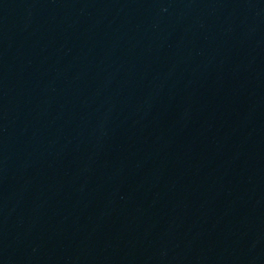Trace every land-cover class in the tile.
Here are the masks:
<instances>
[{"label":"water","instance_id":"obj_1","mask_svg":"<svg viewBox=\"0 0 264 264\" xmlns=\"http://www.w3.org/2000/svg\"><path fill=\"white\" fill-rule=\"evenodd\" d=\"M0 264H264V0H4Z\"/></svg>","mask_w":264,"mask_h":264}]
</instances>
